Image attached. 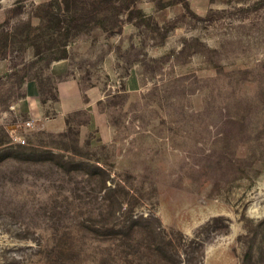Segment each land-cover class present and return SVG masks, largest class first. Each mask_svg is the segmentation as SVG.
Segmentation results:
<instances>
[{"label":"rangeland","instance_id":"374dc122","mask_svg":"<svg viewBox=\"0 0 264 264\" xmlns=\"http://www.w3.org/2000/svg\"><path fill=\"white\" fill-rule=\"evenodd\" d=\"M65 1L0 0V264H264V0H137L152 20L90 23L68 60L101 114L30 128L10 108L47 69L32 42L60 54L40 16ZM153 19L178 28L161 42Z\"/></svg>","mask_w":264,"mask_h":264},{"label":"trees","instance_id":"16d2710c","mask_svg":"<svg viewBox=\"0 0 264 264\" xmlns=\"http://www.w3.org/2000/svg\"><path fill=\"white\" fill-rule=\"evenodd\" d=\"M136 1L137 0H74L75 6L73 9L69 6L71 0L65 1L66 9H64L62 4H57V6L53 3L46 4L49 6L48 12L45 16L40 17L42 18V21H45L46 25L57 27L56 30L61 37H64V41L58 48L60 50V54H51L48 58H43V50L40 45L37 42H32V45L35 48V55L37 57L33 63L37 64L39 61L45 59V67L48 68L53 61L70 59L69 51L67 49L69 42L71 39H74L82 34L84 32V27L90 23H99L100 27H102L109 36H113L122 33L123 26L126 21L133 22L134 19L139 18L140 22H138L137 25H142L145 23V19L152 20L151 17H148L141 9L137 8ZM81 3H83V5H81ZM186 5H188V3H186ZM124 12L128 13L126 18L121 16ZM136 14L138 16H135ZM109 23L111 25L110 28H108ZM147 24L151 26L150 22H147ZM36 28L40 29L41 27L38 26ZM175 28H178V24L175 20H171L165 26L164 30L160 31L161 28L159 22L154 20L153 31L161 34V42H164L168 36V32ZM63 29L64 32H62ZM166 57L167 55L160 57L159 59H155V61L164 60ZM7 58L8 53L5 50L1 54L0 60ZM72 73L73 72L70 69L69 74L66 76H69ZM66 76H59L56 78L44 77L43 75L36 76L39 84L40 98L43 103L50 100L57 101L59 99L57 83ZM24 82L25 76L21 77L19 82L20 86H22ZM66 122L69 124L70 116L67 117Z\"/></svg>","mask_w":264,"mask_h":264},{"label":"crops","instance_id":"0c3cea01","mask_svg":"<svg viewBox=\"0 0 264 264\" xmlns=\"http://www.w3.org/2000/svg\"><path fill=\"white\" fill-rule=\"evenodd\" d=\"M71 69L68 59L53 61L43 72L44 77H59L69 74ZM59 99L43 103L40 98L39 84L36 76L27 78L22 90L24 97L16 102L10 112L17 116H27L34 127L51 131H63L66 128V119L69 114L86 110L91 115V122H95L99 103L106 94L97 85L82 88L80 74L73 72L57 83ZM7 113L0 114V126L8 123ZM16 124V127H19Z\"/></svg>","mask_w":264,"mask_h":264},{"label":"built area","instance_id":"2783aa9c","mask_svg":"<svg viewBox=\"0 0 264 264\" xmlns=\"http://www.w3.org/2000/svg\"><path fill=\"white\" fill-rule=\"evenodd\" d=\"M26 126L32 128V127L34 126V124H33L31 121H27V122H26ZM15 139H16L17 141L22 142V143H25V142H26V140H25L24 138H22V137H20V136H17V135L15 136Z\"/></svg>","mask_w":264,"mask_h":264}]
</instances>
